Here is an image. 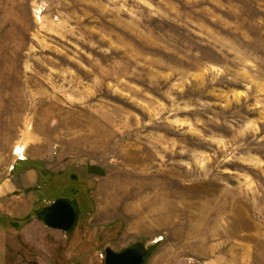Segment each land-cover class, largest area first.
<instances>
[{"label": "rangeland", "instance_id": "1", "mask_svg": "<svg viewBox=\"0 0 264 264\" xmlns=\"http://www.w3.org/2000/svg\"><path fill=\"white\" fill-rule=\"evenodd\" d=\"M137 243L264 264V0H0V264Z\"/></svg>", "mask_w": 264, "mask_h": 264}, {"label": "water", "instance_id": "2", "mask_svg": "<svg viewBox=\"0 0 264 264\" xmlns=\"http://www.w3.org/2000/svg\"><path fill=\"white\" fill-rule=\"evenodd\" d=\"M39 218L51 229L68 232L74 228L77 213L73 205L60 199L39 214ZM148 257V248L142 243L127 248L121 252L107 249L105 264H144Z\"/></svg>", "mask_w": 264, "mask_h": 264}, {"label": "built area", "instance_id": "3", "mask_svg": "<svg viewBox=\"0 0 264 264\" xmlns=\"http://www.w3.org/2000/svg\"><path fill=\"white\" fill-rule=\"evenodd\" d=\"M20 160H23V159H20Z\"/></svg>", "mask_w": 264, "mask_h": 264}]
</instances>
